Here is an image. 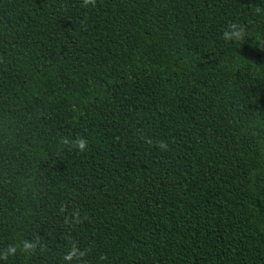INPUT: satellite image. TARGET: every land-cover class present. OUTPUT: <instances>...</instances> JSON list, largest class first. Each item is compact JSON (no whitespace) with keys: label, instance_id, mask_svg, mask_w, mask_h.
<instances>
[{"label":"trees","instance_id":"1","mask_svg":"<svg viewBox=\"0 0 264 264\" xmlns=\"http://www.w3.org/2000/svg\"><path fill=\"white\" fill-rule=\"evenodd\" d=\"M81 5L0 0V264H264V0Z\"/></svg>","mask_w":264,"mask_h":264},{"label":"clouds","instance_id":"2","mask_svg":"<svg viewBox=\"0 0 264 264\" xmlns=\"http://www.w3.org/2000/svg\"><path fill=\"white\" fill-rule=\"evenodd\" d=\"M97 3V0H82V7L88 8V7H95ZM259 11V9H257ZM245 32L244 29L237 24L236 22H232L228 25V27L222 32V38L225 41L229 42H235L240 41L244 38ZM66 145H68L70 148H74L78 150L79 152H85L88 149V141L87 139L83 137H76L75 139H68L65 138L63 141ZM148 143L151 145L153 141L151 138L148 139ZM155 146L159 147L161 150H164L167 148V145L163 141H157ZM22 249L21 251L26 254H31L35 248L36 244L30 241H22ZM18 245H9L6 252L0 253V259L7 260L9 256H15ZM87 253L84 250H81L78 246H76L74 243L72 247L69 249L68 253L65 255L64 259L68 262H71L73 259H77L78 261H82V258L85 257ZM106 257L101 256L100 260H104ZM86 264V262H85Z\"/></svg>","mask_w":264,"mask_h":264}]
</instances>
